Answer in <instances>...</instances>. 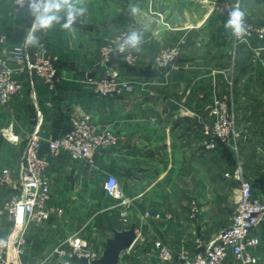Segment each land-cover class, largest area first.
Wrapping results in <instances>:
<instances>
[{"label": "crops", "instance_id": "crops-1", "mask_svg": "<svg viewBox=\"0 0 264 264\" xmlns=\"http://www.w3.org/2000/svg\"><path fill=\"white\" fill-rule=\"evenodd\" d=\"M242 1V10L255 15V3L260 2ZM194 2L83 0L86 11L74 22V31L63 29L62 19L49 30L35 32L38 42L31 49L45 45L49 55L57 57L59 84L51 90L42 78L17 71L20 93L0 104V211L17 187L19 149L37 128L44 141L41 153L49 161L50 217L29 223L23 264H82L67 262L72 237L100 258L114 231L133 225L142 234L121 254L119 264H153L150 249L156 238L147 233V226H154L176 250L194 248L197 234L210 242L231 224L227 212L240 188L238 169L253 185L254 197L264 200V69L245 62L240 46L237 58L232 57L233 35L224 27L228 14ZM133 7L138 9L135 14ZM33 23L27 9L16 12L2 2L3 49L24 44ZM131 31L142 36L139 50L131 49L137 56L135 66L129 69L121 59L108 68L100 58L101 48ZM183 40L179 70L157 69L158 51ZM107 71L131 83L133 91L113 97L96 94L89 80ZM217 99L232 102L239 112L234 150L204 147ZM77 118L88 119L99 132L113 133L115 144L90 160L52 152L49 142L69 132ZM7 173L10 184L2 181ZM109 175L118 178L126 205L106 194ZM228 193L231 196L221 200L219 196ZM194 201L199 213L192 218ZM1 222L0 237L10 230L5 218ZM253 235L260 242L253 250L256 264H264V221Z\"/></svg>", "mask_w": 264, "mask_h": 264}, {"label": "built area", "instance_id": "built-area-1", "mask_svg": "<svg viewBox=\"0 0 264 264\" xmlns=\"http://www.w3.org/2000/svg\"><path fill=\"white\" fill-rule=\"evenodd\" d=\"M8 2L18 12L25 10V0H0ZM227 6V7H225ZM235 5L222 4L221 11L229 10ZM246 34L238 38L236 44H243L250 38L256 37L264 40V27L245 25ZM127 34L122 33L116 39L105 44L101 51L103 60L108 62L113 57H119L128 63L133 62L130 48L120 51V45ZM183 44L161 48L155 58L159 69L169 72L179 70L178 61L183 52ZM3 40L0 38V104L8 103L21 91V85L15 72H22L30 76H38L55 90L59 84V74L56 65L57 57L50 56L45 45H39L35 50L31 44H8L3 49ZM15 63L18 68L9 65ZM93 91L104 97L121 95L123 92H132L134 86L118 76L107 71L97 79L89 80ZM211 115L213 123L205 130L206 150H216L219 144H236L239 133L237 132V113L228 100L217 99L214 101ZM116 142V137L111 132H99L88 119L77 118L73 121L72 129L58 139L49 142L52 152H64L73 160H90L100 150L107 149ZM44 141L37 128L27 138L18 166V183L11 199L0 211L1 219L5 218L10 225L7 235L0 237V264H23L22 258L27 247V230L32 221H45L50 217L47 208L51 198V189L48 182L47 170L49 161L41 153ZM240 180V189L237 204L231 224L217 234L208 244H200V251L191 254L186 250L176 253L163 241L155 242L157 258L160 264H256L254 249L259 245V239L253 235V230L264 221V200L254 197L251 183L244 180L241 171L236 173ZM5 183H12L10 174L2 179ZM108 197L119 202L120 206L128 202L120 188L119 180L114 175H109L104 184ZM192 218H195L199 209L193 203ZM147 215H149L147 213ZM137 235L140 233L136 230ZM199 242V241H198ZM72 252L70 256L79 263L87 258L93 264L98 258L93 251L86 248L85 243L78 237L69 239ZM64 255V252H60ZM68 254V253H67Z\"/></svg>", "mask_w": 264, "mask_h": 264}, {"label": "clouds", "instance_id": "clouds-1", "mask_svg": "<svg viewBox=\"0 0 264 264\" xmlns=\"http://www.w3.org/2000/svg\"><path fill=\"white\" fill-rule=\"evenodd\" d=\"M27 11L34 18L33 31L27 36L26 42L36 44L38 42L35 32L38 30H49L63 19L65 22L61 27L69 32L74 31L73 24L76 19L83 15L86 8L82 6L83 0H25ZM227 7V6H225ZM138 11L133 7L132 12ZM232 35L241 38L246 34L245 12L239 7L228 10V19L224 25ZM142 36L136 31H131L120 45V51L126 48L139 50Z\"/></svg>", "mask_w": 264, "mask_h": 264}, {"label": "rangeland", "instance_id": "rangeland-1", "mask_svg": "<svg viewBox=\"0 0 264 264\" xmlns=\"http://www.w3.org/2000/svg\"><path fill=\"white\" fill-rule=\"evenodd\" d=\"M192 1H195L194 3L195 4H198V3H200V4H204V5H208L209 6V8H210V12H220L219 14H228V10H226V11H221V9H220V5H222V4H228V5H230V7L232 6V5H235L237 2L239 3V8L242 10V7H243V4L241 3V1L242 0H223V1H221V2H216V1H209V0H192ZM243 2V1H242ZM255 5H256V7H257V11H256V13H255V15H251L250 16V14H247V13H245V25L247 24V25H252V26H254V27H264V2H261V3H259V4H256L255 3ZM248 6L250 7V8H252L251 7V4H248ZM259 6V7H258ZM255 12V11H254ZM122 34V33H121ZM127 34V33H126ZM116 39V38H115ZM114 39V40H115ZM113 40V41H114ZM236 39H235V36L233 35V42H234V47H235V49H233L232 50V57H234V59L235 58H237V54H238V51H236V49L238 50L239 48H237V46L239 47H241V48H243L244 50L243 51H241V58L245 61V62H252V68H255L256 70L259 68V67H261V68H263L264 69V41H261V40H259L258 38H256V37H252V38H250L249 39V41H247V42H244L243 44H236V41H235ZM112 41V42H113ZM184 41V40H183ZM183 41H181L179 44H182V42ZM109 43H111V42H109ZM108 44V43H107ZM177 45V44H176ZM185 45V42H184V44H183V46ZM174 46V45H173ZM165 47H169V46H164V47H162V48H165ZM184 48V47H183ZM102 49V48H101ZM161 50V49H160ZM159 50V51H160ZM130 51H131V53H132V56H133V62L131 63H128L127 61H125V60H123L127 65H128V67H129V69H133V67L135 66V64H136V62H137V56H136V54H134L133 53V51L131 50V48H130ZM158 51V52H159ZM99 54H100V58H102L103 59V56H102V51L100 50V52H99ZM158 54V53H157ZM155 58H156V56H155ZM155 58H154V63H155ZM155 67L157 68V69H159L158 67H157V65H156V63H155ZM250 69H251V67H250ZM119 77H121L120 75H118ZM122 78V77H121ZM229 103H231L232 104V102H229ZM233 105V104H232ZM234 108H235V110H236V113H237V132H238V125H239V119H240V115H239V112H238V110H237V108L234 106ZM224 146H226V147H230L231 146V148H233V150L235 149V144H233V145H227V144H219L218 145V147L217 148H219V147H224ZM22 149H19V154H21V156H22ZM21 156H20V159H21ZM239 170V169H238ZM237 170V171H238ZM237 171H236V173H237ZM241 171V170H240ZM241 174H242V171H241ZM244 180H246L245 178H243ZM240 181V180H239ZM248 181V180H247ZM240 185H241V183H240ZM252 185V184H251ZM252 187H253V185H252ZM240 189V188H239ZM239 192V191H238ZM238 192H237V194H235V197H236V199H235V202L234 203H230L231 204V210L230 211H228L227 213H228V217H229V222H231V220H232V217H233V215H234V212H235V208H236V204H237V197H238ZM253 192H254V189H253ZM231 195H230V193H228L227 195H223V196H219L220 198H221V200H223V199H228V197H230ZM110 198V197H109ZM256 198V197H255ZM226 201V200H225ZM194 203H195V205L196 206H198V202L197 201H194ZM193 203H191V205H192ZM193 206V205H192ZM199 209V208H198ZM169 217V216H168ZM170 219V218H169ZM228 225H225V226H223L222 227V229L223 228H225V227H227ZM147 228H148V230L149 231H147V233L149 234V235H152L154 238H156V240H155V242L157 241V240H161V241H163L167 246H169L170 248H172L176 253H180L182 250H186V251H188L189 253H191V254H194V253H196V252H198V251H200V247H199V245L200 244H202V245H205V244H208L209 242H204L203 241V239L197 234L196 236H195V239H196V242L194 243V248H192V249H186V248H184L183 247V249H180V250H176V249H174L171 245H169L168 243H166L164 240H163V237L164 236H161L159 233H157L156 231H155V227L154 226H147ZM139 229V228H138ZM193 229H194V227H193ZM221 229V228H220ZM221 229V230H222ZM143 230V229H142ZM196 231H194V232H192V234L194 235L195 234V232H197V227H196V229H195ZM220 232V231H219ZM140 233V235L142 234V232L140 231L139 232ZM146 234V233H145ZM184 235H183V237H185V238H187V236H188V234H189V230L187 229V228H185V230H184V233H183ZM170 237V236H169ZM199 241V242H198ZM155 242H154V246H153V248L152 249H150V251H151V254H153V258H154V262H153V264H160L159 263V260H158V258H157V254H156V249H155ZM72 252V247L70 248V251L68 252V258H70V259H65V261L67 260V262H69V261H74V263L75 262H77L76 261V259L75 258H73V257H71L70 256V253ZM235 264H236V262H235Z\"/></svg>", "mask_w": 264, "mask_h": 264}, {"label": "water", "instance_id": "water-1", "mask_svg": "<svg viewBox=\"0 0 264 264\" xmlns=\"http://www.w3.org/2000/svg\"><path fill=\"white\" fill-rule=\"evenodd\" d=\"M118 57L111 58L106 66L110 68L111 64L120 61ZM138 235L136 232V226H131L129 229L114 231L113 237L107 240L105 250L100 258L94 260L93 264H119L120 256L123 252L131 249L137 241ZM82 264H89L87 258L81 259Z\"/></svg>", "mask_w": 264, "mask_h": 264}, {"label": "trees", "instance_id": "trees-1", "mask_svg": "<svg viewBox=\"0 0 264 264\" xmlns=\"http://www.w3.org/2000/svg\"><path fill=\"white\" fill-rule=\"evenodd\" d=\"M258 1H259L260 3H261V2H264V0H258ZM26 9H27V8H26ZM262 41H264V40H262ZM118 58H119V57H118ZM120 59H121V58H120ZM224 147H226V146H224ZM7 234H8V233H7ZM7 234H6V235H7ZM4 236H5V235H4ZM2 237H3V236H2Z\"/></svg>", "mask_w": 264, "mask_h": 264}]
</instances>
